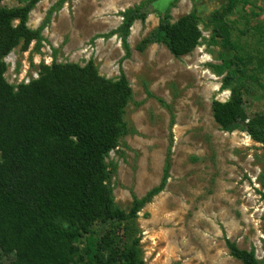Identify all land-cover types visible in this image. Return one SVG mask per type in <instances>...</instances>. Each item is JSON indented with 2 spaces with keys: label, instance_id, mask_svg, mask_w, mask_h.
<instances>
[{
  "label": "rangeland",
  "instance_id": "obj_1",
  "mask_svg": "<svg viewBox=\"0 0 264 264\" xmlns=\"http://www.w3.org/2000/svg\"><path fill=\"white\" fill-rule=\"evenodd\" d=\"M59 1L40 3L28 26L41 27ZM172 1L70 0L52 11L42 42H33L27 52L18 47L6 58L5 79L18 87L38 79L41 65L90 61L102 77L116 79L122 66L134 98L125 116L132 132L109 158L117 165L116 205L129 211L133 196L141 199L161 184L168 156L171 160L165 191L136 220L144 263L242 264L230 255V240L264 264V144L244 130L223 131L212 110L215 101L231 98L223 89V52L211 41L208 25L219 0H178L171 9L173 22L193 11L199 18L203 38L192 54L178 59L158 44L137 49ZM244 1L249 5L242 3L232 18L233 41L253 52L257 28L264 27V0ZM142 4L151 13L146 22H135L126 59L121 40L110 34L122 25V12ZM2 6L16 8L21 0H3ZM232 87L244 96L250 120L264 116L260 87L247 80Z\"/></svg>",
  "mask_w": 264,
  "mask_h": 264
},
{
  "label": "trees",
  "instance_id": "obj_2",
  "mask_svg": "<svg viewBox=\"0 0 264 264\" xmlns=\"http://www.w3.org/2000/svg\"><path fill=\"white\" fill-rule=\"evenodd\" d=\"M43 1L21 0L8 9L0 0V264H145L136 220L165 191L171 160L168 156L161 184L141 199L133 196L129 211L116 205L117 165L109 158L132 132L125 116L134 98L122 66L116 79L102 77L93 61L41 65L38 79L18 87L5 79L6 58L18 47L27 52L33 42H42L52 11L70 0H60L44 24L31 29L30 15ZM242 1L219 0L208 19L211 41L223 52V89L231 91L230 100L215 101L212 110L223 131L244 130L264 144V116L250 120L244 96L232 87L247 80L264 92V27L257 28L253 52L233 41L232 18L242 3L249 5ZM177 2L160 14L157 28L137 47L140 52L164 45L180 59L200 46L195 11L173 22ZM150 13L144 4L129 8L110 34L121 40L126 59L135 22H146ZM226 243L242 264H260L254 252Z\"/></svg>",
  "mask_w": 264,
  "mask_h": 264
},
{
  "label": "water",
  "instance_id": "obj_3",
  "mask_svg": "<svg viewBox=\"0 0 264 264\" xmlns=\"http://www.w3.org/2000/svg\"><path fill=\"white\" fill-rule=\"evenodd\" d=\"M174 1H175V0H174ZM174 1H172L171 3H173ZM171 3H170V4H171ZM169 6H170V5H169ZM169 6H168V7H169ZM166 10H167V9H166ZM166 10H165V11H166ZM165 11H163V12H165Z\"/></svg>",
  "mask_w": 264,
  "mask_h": 264
}]
</instances>
